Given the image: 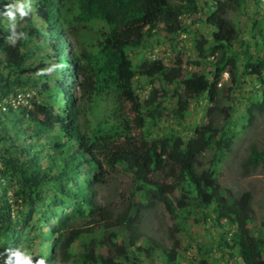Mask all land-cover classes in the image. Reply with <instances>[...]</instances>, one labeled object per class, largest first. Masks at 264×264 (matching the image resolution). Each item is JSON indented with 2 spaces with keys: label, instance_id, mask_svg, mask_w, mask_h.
<instances>
[{
  "label": "trees",
  "instance_id": "16d2710c",
  "mask_svg": "<svg viewBox=\"0 0 264 264\" xmlns=\"http://www.w3.org/2000/svg\"><path fill=\"white\" fill-rule=\"evenodd\" d=\"M6 2L0 0V11ZM28 2L29 15L18 17L16 21V31L23 32L24 36L14 45L6 39L10 34L9 21L0 17V92L9 94L37 82L28 72V61L32 57L39 58L30 47L31 42L36 45L37 39L43 40V45L51 44L56 59L53 72L58 76L53 85L48 83L45 73L38 77L40 87L46 91L44 102L33 101L32 108L19 107L0 113V140L4 146L0 177L7 185L17 187L13 199L6 198L0 204V252L30 243V230L38 229V223L32 219L36 211L30 207L37 204L42 187L47 185L54 196L49 208L40 212L37 219L42 223L55 219V237L49 244V237L40 233L47 243V252L31 254L34 262L40 258L45 264L69 261L71 256L67 249L78 236L72 234L71 223L92 216L116 227L104 232L111 239L114 235L115 239L122 238L115 246L130 258V264H139L136 251L146 256L159 251L170 264H177L176 243L167 251L153 241L136 245L139 237L135 235L133 223L139 209L136 210L138 204L134 197L140 194L141 197L151 195L161 201L171 215L180 214L182 218L190 216L191 209L187 205L191 204L188 199H192L213 225L221 226L225 221L234 227L229 237L231 245L225 238L223 241L227 247L236 249L243 264H264V220L256 231L250 227L251 192L234 196L217 181L219 163L236 124L232 119V105L223 107L221 127L215 131L208 125L200 130L196 128L194 133L198 136L192 138L187 147L172 143L156 151L148 145L145 126L153 114L154 104L151 100L143 102L140 99L134 80L139 76L159 74L168 84L173 83L181 75V60L176 58L177 65L172 67L165 66L159 59L134 64L130 50L158 23H163L166 31L178 32L180 15L197 13L198 1ZM245 3L246 0H213L207 9L205 23L212 28L209 39L212 46L205 49L198 41L194 43L202 50L204 58L213 57L207 62L211 70L207 74L193 72L181 80L183 98L179 101V118L188 100L205 95L209 101H216L223 73L228 74L235 89L240 88L246 76H254L258 81L261 95L253 97L243 109V127L250 125L254 111L264 112V19H251V37L246 39L240 36L237 25L227 18L229 12L244 13ZM81 30L92 34L89 47L81 43L72 50L69 37ZM67 48L71 50L70 55ZM72 66L75 67L73 71ZM6 140H9L8 145ZM206 144L213 147L211 164L197 172L195 155ZM42 161H46L43 167ZM117 164L131 174L133 182L126 210L114 217L109 207L96 203L94 185L104 183L106 168L115 169ZM242 166L246 170L258 166L264 169V148L252 146ZM175 187L180 190L176 203L167 195ZM5 194L4 189L2 196ZM12 205L16 206L15 210ZM125 228H131V232L123 236ZM94 241L91 237L83 242L81 254L71 264H115L114 258L94 249ZM224 264L233 263L226 260Z\"/></svg>",
  "mask_w": 264,
  "mask_h": 264
},
{
  "label": "rangeland",
  "instance_id": "374dc122",
  "mask_svg": "<svg viewBox=\"0 0 264 264\" xmlns=\"http://www.w3.org/2000/svg\"><path fill=\"white\" fill-rule=\"evenodd\" d=\"M197 1L199 5L197 13H182L180 15V30L178 32L166 31L163 23H158L154 29L146 31L137 47L130 50L129 54L134 64L159 59L165 66L172 67L177 65L176 58L181 60V75L173 83L168 84L159 74H155L153 77L139 76L134 80V86L140 99L143 102L151 100L154 104L153 114L148 118L149 122L145 126L148 145L156 151H159L161 146L172 143L187 147L192 143V138L198 136L194 133L196 128L200 130L208 125L209 129L215 131L221 127L223 124V107L227 104L232 105V119L236 121V124L233 127L231 142L224 149L220 160L217 181L222 188H229L234 196L244 191L251 192L250 227L256 231L260 222L264 220V169L258 166L255 169L246 170L242 166V162L252 146L258 149L264 148V112L254 111L250 125L243 127V109L253 97H260L261 95L257 79L254 76H246L240 88L235 89L229 82L228 74L223 73L218 83L220 90L216 101H209L205 95L188 100L187 107L179 118L178 106L180 99L183 98L181 80L193 72L209 73L211 69L207 62L213 60V57L208 55L204 58L202 50H198L194 43L198 41L205 49L212 46L209 40L212 28L205 23V15L213 0ZM227 18L237 25L240 36L248 39L251 37V19H264V0H246L244 13L229 12ZM90 33V31L81 30L69 37L72 50L81 43L89 47L92 39ZM42 41L37 39L36 45L38 44V47L34 46L32 42L30 43V47L34 48V52L39 58L32 57L28 61V72L37 82L22 87V90L28 91L30 94L27 108H32L33 101L44 102L46 100V91L39 85L38 77L40 74L45 73L49 79L48 83L51 85L54 84L55 78L58 76L53 72V63L56 62V59L51 50L52 46L51 44L43 45ZM70 51L67 48L69 55ZM205 53L207 54V50ZM39 60L42 61V64L39 63ZM70 69L73 71L75 67L72 66ZM73 89L77 92L75 87ZM210 107L213 109L210 110ZM9 133L13 136L11 131ZM217 136H219V132H217ZM4 142L8 145L9 140ZM3 147L0 140V168L3 164ZM212 154L213 147L209 144H206L196 153L194 164L197 172L209 168ZM41 164L43 167L46 161H42ZM106 170L105 182L94 185L96 203L109 207L114 217L120 216L130 201L129 191L133 182L132 176L125 169H122L121 164H117L115 169L106 168ZM167 182L169 183L171 180ZM0 185V204L6 198L11 201L14 197L13 192L17 187L7 185L2 177H0ZM42 188L41 197L37 198V204L30 207L36 211L33 213L32 219L38 223V229H31L29 233L30 243H23L18 248L29 256L47 252L45 249L47 243H44V238L40 236V233L49 237V242L47 241L49 244H51V239L55 237L53 231L55 219L47 223H42V220L38 221L37 219L40 212L49 208L51 197L54 196L50 187L44 185ZM4 189L6 194L2 196ZM167 195L176 203L175 200L180 196V190L175 187L173 191H168ZM145 197H141L140 194H136L134 197L138 204L136 210L139 209L138 217L133 223L135 235L139 237L136 245L142 244L144 241L148 243L153 241L162 250L167 251L173 248L176 243L177 264H203L202 260L206 264H224L226 260L233 264H243L236 255V249L227 247L223 241L225 238L231 245L229 237L234 230L233 226L228 225L225 221H222L221 226L213 225L210 218L206 217L205 212L192 199H188L191 204L187 205L191 209L190 216L182 218L180 214L176 217L171 215L164 204L151 195ZM12 208L15 210L16 206L12 205ZM50 209H53V206ZM204 210L206 211V209ZM109 227L116 228L114 225L108 226L105 222H99L97 218L92 216L72 222L69 228L72 234H78V236L67 249L71 259L55 264H71L72 260L81 254L83 242H88L91 237L95 238L94 249L101 250L104 255L114 258L115 264H130V258H126L115 246V243L120 244L122 238L115 239L114 235L111 239L107 232H104ZM131 228L133 230V227ZM131 228H125L122 233L123 236L129 235ZM64 237H68V234H64ZM135 256L138 258L139 264H170L160 255L159 251L153 252L150 256L142 255L136 251Z\"/></svg>",
  "mask_w": 264,
  "mask_h": 264
},
{
  "label": "clouds",
  "instance_id": "9594fccd",
  "mask_svg": "<svg viewBox=\"0 0 264 264\" xmlns=\"http://www.w3.org/2000/svg\"><path fill=\"white\" fill-rule=\"evenodd\" d=\"M3 10L0 11V17H6L9 21L8 31L9 35L6 37L10 44H15L18 39L23 38V32L16 31V21L17 18H24L29 15L31 11V6L28 0H7L6 3L2 5ZM18 93L23 94L24 100L20 102H10L6 110H1L0 113H5L9 110H15L19 107H27L30 99L29 92H25L22 89L14 90L9 94H2L0 92V100L7 99L12 100L16 98ZM14 97V98H13ZM0 264H45L43 258L37 259L35 262L33 259L24 251L18 248L5 249L4 252H0Z\"/></svg>",
  "mask_w": 264,
  "mask_h": 264
},
{
  "label": "built area",
  "instance_id": "2783aa9c",
  "mask_svg": "<svg viewBox=\"0 0 264 264\" xmlns=\"http://www.w3.org/2000/svg\"><path fill=\"white\" fill-rule=\"evenodd\" d=\"M23 100H24V96L21 93H18L16 95V98L12 99L11 101L4 98V99L0 100V109L1 110H6L8 108V105H9L10 102H12V103L15 102V101L20 102V101H23ZM12 103H10V104H12Z\"/></svg>",
  "mask_w": 264,
  "mask_h": 264
}]
</instances>
